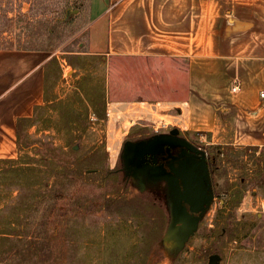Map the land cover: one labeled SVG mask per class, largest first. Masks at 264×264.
<instances>
[{
  "label": "rangeland",
  "instance_id": "obj_1",
  "mask_svg": "<svg viewBox=\"0 0 264 264\" xmlns=\"http://www.w3.org/2000/svg\"><path fill=\"white\" fill-rule=\"evenodd\" d=\"M91 1L0 0V47L48 50L58 59L47 104L32 123L22 127L20 160L0 165V210L5 218L0 229L18 227L10 213L19 207L20 195L29 192L30 188H23L27 179L36 181L31 186L38 191V199L46 186L59 183L57 176L40 166L39 151L33 149L51 145L60 148L64 158L79 161L83 174L74 183L66 179L65 196L71 200L85 198L87 204L69 223L70 231L65 236L69 245L75 244L77 231L83 240L79 254H70L69 260L75 257L86 264H209L211 256L219 255L220 264H262L264 149L211 144L199 135L187 140L171 124L156 120L148 109L114 108L111 63L105 57L86 54L85 13ZM101 87L106 93L105 120L97 117L93 106ZM67 108L73 116L65 113ZM76 116L79 121L69 122ZM158 137L185 139L215 159V197L196 234L183 243L168 238L172 194L167 182L138 174L126 167L124 160L128 142ZM26 169L36 171L33 174ZM21 171H26L28 177L23 179L25 172ZM46 171L49 174H44ZM237 192H242L243 198L239 206L232 208ZM36 199L32 200L34 206L24 209H34L26 223L29 241L39 239L44 230L48 204ZM150 219L162 230L152 257L147 248Z\"/></svg>",
  "mask_w": 264,
  "mask_h": 264
},
{
  "label": "crops",
  "instance_id": "obj_2",
  "mask_svg": "<svg viewBox=\"0 0 264 264\" xmlns=\"http://www.w3.org/2000/svg\"><path fill=\"white\" fill-rule=\"evenodd\" d=\"M85 17L114 108L148 109L187 140L264 149V0H92ZM56 60L0 47V160L19 158L20 122L47 104Z\"/></svg>",
  "mask_w": 264,
  "mask_h": 264
},
{
  "label": "trees",
  "instance_id": "obj_3",
  "mask_svg": "<svg viewBox=\"0 0 264 264\" xmlns=\"http://www.w3.org/2000/svg\"><path fill=\"white\" fill-rule=\"evenodd\" d=\"M56 62L58 61L56 60ZM101 105H104V110H100ZM93 106L95 108V114L97 115V117L101 120H105L107 116L106 93L102 87L97 92V99L96 101H94ZM68 110H70V108H67L65 110V113L73 116L74 114L72 113L74 112L71 111L70 113V111ZM86 111L88 119L89 109H87ZM34 119L20 122V156L22 154L21 152L23 151L21 140L22 127L26 123H32ZM77 121H79L77 116L69 120V122L71 123H75ZM33 149L39 151V155L41 156L40 166L47 169L48 172L52 173L53 175L57 176L59 178V183L55 184L54 186H46V189L41 192V196L38 199V191L34 189V186H31L34 185L36 181L33 182L27 179L28 182L27 184L25 183L23 185V188H30V190H28V193L20 195L18 202L20 203L19 207L21 208H15L10 213L12 216L15 217V220L18 223V227L16 225L14 227L8 225V229H0V260H2L0 261V264H86L84 261L76 259L75 257L71 260H69L68 258L70 254H73L74 256L79 254V251L83 246L81 232H75L76 239L75 244H73V246H70V240L67 241L65 238V236L70 231L69 223L70 221H72L73 217L75 216V213L82 212V210H84V208H86L87 206L85 198L79 197L71 200L65 196L66 179L67 181L71 180L70 182L73 181L74 183L83 178V174L80 168L81 163L77 160H72V158H64V154L62 155L63 151L60 148H55L51 145H47L43 149L41 148V146L35 147ZM73 151L77 153V150ZM20 156L16 160H0V165L4 163L13 164L14 162L20 160ZM26 171H32V173L34 174L36 170L26 169ZM26 171H21L23 173L25 172L26 174H24L23 179H25V176L28 177V173H26ZM48 172L46 171L44 172V174H49ZM233 196L234 197L231 202L232 208H235L240 205L243 196L242 192H237ZM35 198H37L36 200L40 204L47 203L48 205L42 223L44 230L41 232L40 238L35 241H29V233L27 232L26 223L28 222L30 217H32L34 209H24L31 208L32 206H34V204H32V200ZM130 204L135 206L134 201H131ZM17 210H20L21 212H18ZM3 213L4 212L0 210V222L5 220V218L3 217ZM20 213L24 215H21ZM52 214L55 215L54 218H51ZM161 231L162 230L154 220H148V256H153V250L155 248V245L159 242L158 236L161 235ZM111 246L112 245H110L109 248L110 252ZM112 256H114V251H112Z\"/></svg>",
  "mask_w": 264,
  "mask_h": 264
},
{
  "label": "water",
  "instance_id": "obj_4",
  "mask_svg": "<svg viewBox=\"0 0 264 264\" xmlns=\"http://www.w3.org/2000/svg\"><path fill=\"white\" fill-rule=\"evenodd\" d=\"M176 141L173 137H158L139 143L128 142L124 153L126 167L132 169L128 162L129 153L153 155L155 153L154 149L158 145L161 147L169 146L171 148L176 146ZM177 144L191 147L190 143L185 139H181V142ZM135 150H138L139 153H136ZM198 152H201L203 155L201 162L195 160L181 161L179 169L173 170L175 175L168 176V185L172 193V221L168 231V238L178 243L186 242L196 234L203 214L214 199V188L206 152ZM135 172L147 175L139 171ZM220 261L221 257L219 255H213L210 258L209 264H220Z\"/></svg>",
  "mask_w": 264,
  "mask_h": 264
},
{
  "label": "flooded vegetation",
  "instance_id": "obj_5",
  "mask_svg": "<svg viewBox=\"0 0 264 264\" xmlns=\"http://www.w3.org/2000/svg\"><path fill=\"white\" fill-rule=\"evenodd\" d=\"M174 138V137H173ZM175 147L164 146L161 147L158 145L151 154H128V162L130 163L134 171H139L145 173L153 178L164 179L168 184V176H174L175 172L173 170H178L180 167L181 161L195 160L201 162L203 155L201 152L204 151L207 155L209 171L212 179V165L215 162L213 156L205 150L204 148L197 146L193 143H190L191 147L181 146L177 143L181 142V139L176 138ZM174 145V144H173ZM158 151V153H157ZM136 153H139L138 150H135ZM213 183V180H212ZM180 184V183H179ZM181 187V185H180ZM214 188V184H213ZM172 194V193H171ZM174 194V193H173ZM214 197H215V188H214Z\"/></svg>",
  "mask_w": 264,
  "mask_h": 264
},
{
  "label": "built area",
  "instance_id": "obj_6",
  "mask_svg": "<svg viewBox=\"0 0 264 264\" xmlns=\"http://www.w3.org/2000/svg\"><path fill=\"white\" fill-rule=\"evenodd\" d=\"M236 90V89H235ZM262 96H264V95H262Z\"/></svg>",
  "mask_w": 264,
  "mask_h": 264
}]
</instances>
